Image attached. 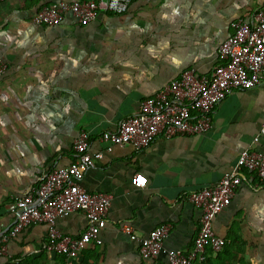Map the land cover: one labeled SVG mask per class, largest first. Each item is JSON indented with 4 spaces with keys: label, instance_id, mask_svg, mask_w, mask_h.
<instances>
[{
    "label": "crops",
    "instance_id": "1",
    "mask_svg": "<svg viewBox=\"0 0 264 264\" xmlns=\"http://www.w3.org/2000/svg\"><path fill=\"white\" fill-rule=\"evenodd\" d=\"M59 1L82 0H0V58L7 65L0 80V236L17 219L9 203L74 162L80 132L102 153L81 186L110 195L111 206L105 228L75 260L45 251L47 226L36 224L8 241L0 264H165L168 250L187 252L194 244L201 212L190 194L234 171L241 151L264 153V86L229 93L204 135L158 139L139 151L97 138L184 71L209 76L232 25L251 19L264 0H132L125 14L101 13L85 27L70 17L58 27L31 23ZM240 173L242 183L213 221L225 247L218 255L207 250L208 264H264V182ZM134 178L145 185L134 186ZM164 225L162 253L143 260L139 240ZM55 227L75 238L87 219L73 213L57 218Z\"/></svg>",
    "mask_w": 264,
    "mask_h": 264
},
{
    "label": "built area",
    "instance_id": "2",
    "mask_svg": "<svg viewBox=\"0 0 264 264\" xmlns=\"http://www.w3.org/2000/svg\"><path fill=\"white\" fill-rule=\"evenodd\" d=\"M131 2H54L37 11L31 23L37 27H58L70 17L77 25L85 27L95 22L101 13L125 14ZM232 28L233 33L218 48L219 62L209 76H201L192 68L184 71L179 79L144 100L138 112L120 121L116 130L101 133L97 141L108 146H130L139 151L158 139L204 135L211 129L215 108L229 93L264 86V8L251 19L236 21ZM6 70L7 65L0 58V80ZM260 134H264V127ZM257 142L258 137H255L253 143ZM72 149L73 163L50 171L40 184L9 203L8 211L17 214V219L12 228L0 236V256H7V243L18 233L29 226L45 224L47 243L44 250L75 260L105 228L112 197L88 193L81 186L85 173L95 168L102 153L91 150V139L86 132H80ZM241 171L254 174L264 182V153L241 151L234 171L224 174L217 184L190 194V203L201 212L194 244L187 252L168 250L165 264H205L207 250L213 254L223 250L225 240L214 233L213 221L230 204L242 183ZM132 184L142 187L145 179L134 178ZM73 213H83L87 227L78 237L62 236L55 221ZM121 229L131 240L137 239L130 226ZM168 234L169 226L164 225L140 239V257L157 260Z\"/></svg>",
    "mask_w": 264,
    "mask_h": 264
},
{
    "label": "trees",
    "instance_id": "3",
    "mask_svg": "<svg viewBox=\"0 0 264 264\" xmlns=\"http://www.w3.org/2000/svg\"><path fill=\"white\" fill-rule=\"evenodd\" d=\"M221 253V252H220ZM220 253H218V254H220ZM218 254H216V255H218ZM205 264H208V259L206 258V262H205Z\"/></svg>",
    "mask_w": 264,
    "mask_h": 264
},
{
    "label": "snow or ice",
    "instance_id": "4",
    "mask_svg": "<svg viewBox=\"0 0 264 264\" xmlns=\"http://www.w3.org/2000/svg\"><path fill=\"white\" fill-rule=\"evenodd\" d=\"M140 182L143 183L144 181L141 179Z\"/></svg>",
    "mask_w": 264,
    "mask_h": 264
}]
</instances>
